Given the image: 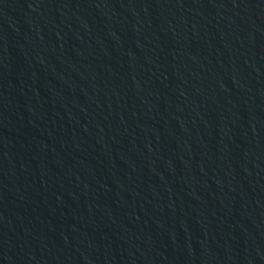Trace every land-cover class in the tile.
I'll return each instance as SVG.
<instances>
[{"label":"water","instance_id":"obj_1","mask_svg":"<svg viewBox=\"0 0 264 264\" xmlns=\"http://www.w3.org/2000/svg\"><path fill=\"white\" fill-rule=\"evenodd\" d=\"M0 264H264V0H0Z\"/></svg>","mask_w":264,"mask_h":264}]
</instances>
